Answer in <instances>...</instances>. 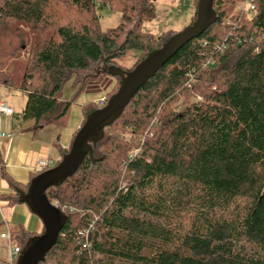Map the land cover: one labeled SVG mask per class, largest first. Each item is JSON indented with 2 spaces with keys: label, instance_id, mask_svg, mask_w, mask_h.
Segmentation results:
<instances>
[{
  "label": "trees",
  "instance_id": "obj_1",
  "mask_svg": "<svg viewBox=\"0 0 264 264\" xmlns=\"http://www.w3.org/2000/svg\"><path fill=\"white\" fill-rule=\"evenodd\" d=\"M241 1L213 0V23L138 88L104 126L92 156L45 191L67 218L39 264H264V0H253L250 15L234 13ZM101 7L120 11L122 22L101 32ZM154 15L152 0H0V68L27 46L12 21L36 38L19 85L22 120L63 124L73 101L61 99L68 80L77 77L79 94L77 73L115 65L132 50L143 54L137 64L162 47L175 33L140 28ZM124 24L130 27L118 43ZM0 84H9L2 70ZM188 94L199 99L173 110ZM92 103L82 104L81 125L100 108ZM145 133L151 137L141 143ZM54 145L57 165L69 150ZM0 175L14 191L0 200L21 203L18 191L29 182L12 179L1 157ZM91 221V247L82 249L76 233ZM9 232L20 247L31 237Z\"/></svg>",
  "mask_w": 264,
  "mask_h": 264
},
{
  "label": "rangeland",
  "instance_id": "obj_2",
  "mask_svg": "<svg viewBox=\"0 0 264 264\" xmlns=\"http://www.w3.org/2000/svg\"><path fill=\"white\" fill-rule=\"evenodd\" d=\"M154 3V18L150 21L142 23L140 26L141 30L145 33H151L155 36L163 34L164 37H168L173 33H177L185 29L195 18V7L193 5V0H154ZM97 14L99 15L98 26L101 32H107L110 29L115 28L122 22V14L117 10H110L106 7H101L98 8ZM137 15L138 14H133L134 21L136 20ZM11 24L12 26L15 25L19 27L27 37L26 48H24V50L22 51L16 52L12 56H8V58L3 61V65L0 68V70H2L9 77V84H0V101L6 103L9 107H11L13 116L10 122L12 123L16 121L18 117H21V108L24 106V103L26 101L25 94L19 88V85L24 65L29 55V46L35 43L36 38L29 29V25L20 21H12ZM129 27V24H124V32L122 33V35L120 34L118 43L123 40L124 34ZM142 55L143 54L140 51H128L123 57L115 58L113 63L115 64V66H119L122 69L124 68V70H130ZM103 67V64H100L94 67L92 70L76 74V76L79 77V83L77 84V86L82 87V92H80L79 94L75 95L76 87L74 86V80L77 77L74 76L75 79H70L64 84L62 88L61 99L65 101L73 100L67 113L66 120L61 125H46L47 127H45L44 133L40 135V143H50V145L52 144V146L55 147L54 142H56V144L60 147L68 146L64 149V151L67 152L69 150L72 138L75 135L76 130L81 126L80 124L77 127L80 118L82 117V104H90L96 101L99 105H104L107 102L108 98L113 95V93L119 86V79L117 77L108 75L107 73H103ZM96 69L99 70V72H96ZM121 76H123V74ZM192 95L188 94V98H186L185 96L181 98L179 97L178 100L172 104L173 110L180 112L183 110L187 101L190 102L192 100L199 99L198 96L194 95L195 97H192ZM0 117L2 121L7 124L9 123L10 118L8 119L4 115H0ZM129 134L130 133L127 132L125 134V137H130ZM146 136L147 135L145 133L143 138H140L141 143L144 142L147 138L149 139L151 137L150 134L147 136V138ZM69 140L70 142H68ZM138 150L139 148H135L131 151L135 154L138 152ZM59 160L60 157L57 161ZM70 199L71 198L69 197L67 200ZM69 205L72 209H76L75 205L72 202H70ZM167 205L169 206L166 212L173 211V209L170 207V204ZM181 206H185L183 205L182 201ZM185 208H188V206H186ZM125 214L132 215L133 212L126 210ZM146 217H148V215H146ZM155 221L156 223H159V221ZM15 244V241H8L7 239L0 237V264H8V248L12 247Z\"/></svg>",
  "mask_w": 264,
  "mask_h": 264
},
{
  "label": "water",
  "instance_id": "obj_3",
  "mask_svg": "<svg viewBox=\"0 0 264 264\" xmlns=\"http://www.w3.org/2000/svg\"><path fill=\"white\" fill-rule=\"evenodd\" d=\"M154 1V0H152ZM215 20L213 0H198L194 21L185 29L172 35L159 49L150 52L132 69L124 70L111 65L102 68L104 73L119 77L117 91L100 108L92 112L75 134L69 151L54 167L36 174L26 191H18L19 200L43 223V232L30 237L18 257L17 264H39L56 243L66 215L50 203L45 191L58 186L78 168L86 154L92 156L93 145L102 138L104 126L110 124L154 73L187 42L199 37ZM123 74V76H121Z\"/></svg>",
  "mask_w": 264,
  "mask_h": 264
},
{
  "label": "crops",
  "instance_id": "obj_4",
  "mask_svg": "<svg viewBox=\"0 0 264 264\" xmlns=\"http://www.w3.org/2000/svg\"><path fill=\"white\" fill-rule=\"evenodd\" d=\"M12 116L13 113L11 116H6L10 118L8 124L0 119V157L8 175L16 182L25 185L30 181L37 161L46 158L58 160L60 153L52 144L39 142L46 125L35 127L33 120H22L21 117L11 123ZM81 122L82 117L77 127ZM11 193L14 191L0 175V195ZM10 228H19L20 231L34 237L42 233L44 227L40 218L31 212L26 203L12 205L7 200H0V233L9 231Z\"/></svg>",
  "mask_w": 264,
  "mask_h": 264
},
{
  "label": "built area",
  "instance_id": "obj_5",
  "mask_svg": "<svg viewBox=\"0 0 264 264\" xmlns=\"http://www.w3.org/2000/svg\"><path fill=\"white\" fill-rule=\"evenodd\" d=\"M255 11V5L253 0H242L236 6L235 12H241L245 15L253 14ZM199 98V97H198ZM102 107L103 105H99ZM0 115L11 116L12 109L6 103L0 102ZM56 159H43L37 161L35 168H33V173H40L44 170L50 169L55 166ZM93 229V222L91 221L88 225L82 229H79L76 233L77 240L81 245L82 249H89L91 247L90 241V232ZM0 237L11 241L10 232L6 230L5 232L0 233ZM23 248L18 245H13L8 248V264H17L18 257L20 256Z\"/></svg>",
  "mask_w": 264,
  "mask_h": 264
}]
</instances>
